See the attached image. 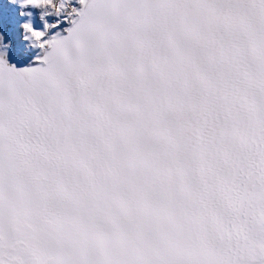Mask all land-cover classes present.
<instances>
[{
    "label": "snow or ice",
    "instance_id": "6c2138e0",
    "mask_svg": "<svg viewBox=\"0 0 264 264\" xmlns=\"http://www.w3.org/2000/svg\"><path fill=\"white\" fill-rule=\"evenodd\" d=\"M9 3L0 264H264V0Z\"/></svg>",
    "mask_w": 264,
    "mask_h": 264
},
{
    "label": "rangeland",
    "instance_id": "374dc122",
    "mask_svg": "<svg viewBox=\"0 0 264 264\" xmlns=\"http://www.w3.org/2000/svg\"><path fill=\"white\" fill-rule=\"evenodd\" d=\"M19 11V8L9 3V0H0V32L4 34V43L11 41V46L7 50L8 60L16 65L18 62L27 65L38 54L39 50L31 48L28 42L23 40L19 26L22 22L28 20H31L34 26H42L43 22L39 19L42 13L40 9H27L26 11L32 12V16L21 17ZM44 18L49 23L54 22L56 19L52 16H45ZM66 26L62 25V27Z\"/></svg>",
    "mask_w": 264,
    "mask_h": 264
},
{
    "label": "clouds",
    "instance_id": "9594fccd",
    "mask_svg": "<svg viewBox=\"0 0 264 264\" xmlns=\"http://www.w3.org/2000/svg\"><path fill=\"white\" fill-rule=\"evenodd\" d=\"M41 13H42V16H50V15H54L50 9H44V8H41ZM45 19V18H44Z\"/></svg>",
    "mask_w": 264,
    "mask_h": 264
},
{
    "label": "bare ground",
    "instance_id": "6f19581e",
    "mask_svg": "<svg viewBox=\"0 0 264 264\" xmlns=\"http://www.w3.org/2000/svg\"><path fill=\"white\" fill-rule=\"evenodd\" d=\"M21 66H24V64L18 62V63H17V67H21Z\"/></svg>",
    "mask_w": 264,
    "mask_h": 264
}]
</instances>
